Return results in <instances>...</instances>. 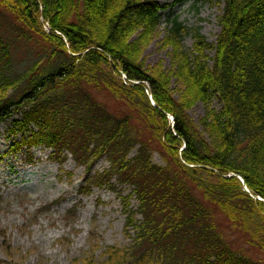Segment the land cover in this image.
Masks as SVG:
<instances>
[{
    "label": "trees",
    "instance_id": "trees-1",
    "mask_svg": "<svg viewBox=\"0 0 264 264\" xmlns=\"http://www.w3.org/2000/svg\"><path fill=\"white\" fill-rule=\"evenodd\" d=\"M158 1L0 0V123L12 120L11 136H20L9 150L45 147L53 162L70 155L87 174L107 159L109 168L88 175L78 192L88 196L113 178L131 187L117 197L125 232L131 229L135 237L129 249L109 250L110 264H264V0H172V6H223L216 44L177 17L166 21L165 44L173 49L175 68L169 74L182 84L179 99L166 75L144 71L136 44L129 42L136 32H155ZM187 36L194 41L190 52L182 47ZM35 37L52 58L66 61L16 71L14 47ZM92 88L125 110L112 111ZM211 96L222 110H209L196 126L187 110ZM155 146L164 166L152 162ZM65 176L70 182L72 173ZM216 211L263 257L234 252ZM75 212L68 210L65 218L74 222Z\"/></svg>",
    "mask_w": 264,
    "mask_h": 264
},
{
    "label": "rangeland",
    "instance_id": "rangeland-1",
    "mask_svg": "<svg viewBox=\"0 0 264 264\" xmlns=\"http://www.w3.org/2000/svg\"><path fill=\"white\" fill-rule=\"evenodd\" d=\"M158 3L162 7L161 19L155 32L146 37L141 36L140 31L136 32L129 42L136 44V57L144 71L166 75L163 77L168 81L174 98L179 99L182 84L176 75L169 74L175 68L173 49L165 44L166 21L177 17L187 28L198 29L210 44H216L223 6H193L191 3L172 6V0H159ZM44 30L47 31L46 28ZM19 42L13 49L15 56L11 61L18 72L37 62L43 70H47L66 61L59 55L52 58L40 38ZM193 42L191 36L185 37L183 50L190 52ZM213 56L214 53L209 55L210 58ZM18 86L16 83L8 93ZM91 91L112 111L120 113L125 110L106 91L96 88ZM209 110L221 112L222 104L216 96H211L206 103H194L187 114L199 126L208 117ZM11 129H14L12 120L0 123V230L5 234L0 236V264H85L89 261L92 264H110L111 248L129 249L135 235L131 229L128 235L125 232V215L117 192L127 195L131 187L120 185L113 178L110 186L93 188L88 196H81L78 192L88 175L109 168L107 159L103 157L96 161L87 174L85 168L78 166L70 155L62 163L51 161L50 150L44 147L30 150L21 147L10 151L9 147L20 141L19 135L11 136ZM144 136L147 138L149 133ZM160 153L161 150L155 146L152 162L164 166L165 158ZM134 155L135 151L129 157ZM28 159L31 163L27 162ZM66 172L72 173L70 182ZM59 199L62 200L55 205ZM129 202L135 210L137 201L131 198ZM71 208L76 209L74 222L65 218V213ZM215 216L225 234L229 235L234 252L254 256V259L263 257L249 248L244 238L230 227L218 211ZM140 220L136 216V221ZM140 251H136V258L141 256ZM147 262L151 264L149 260Z\"/></svg>",
    "mask_w": 264,
    "mask_h": 264
},
{
    "label": "water",
    "instance_id": "water-1",
    "mask_svg": "<svg viewBox=\"0 0 264 264\" xmlns=\"http://www.w3.org/2000/svg\"><path fill=\"white\" fill-rule=\"evenodd\" d=\"M150 99H151V97H150ZM152 101V100H151ZM152 104H153V106H155L154 105V103L152 102ZM191 167V166H190ZM232 176H234V175H232ZM231 177V176H230ZM239 178V180L241 181V183L242 184H244V182H243V180L240 178V177H238ZM244 190L247 192V193H249V191L247 190V188L245 187V185H244ZM253 199H255V200H258V201H262L259 197H257V196H251Z\"/></svg>",
    "mask_w": 264,
    "mask_h": 264
}]
</instances>
